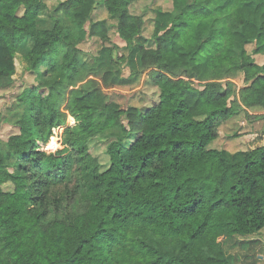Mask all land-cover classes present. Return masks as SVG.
I'll return each instance as SVG.
<instances>
[{
  "label": "trees",
  "instance_id": "obj_1",
  "mask_svg": "<svg viewBox=\"0 0 264 264\" xmlns=\"http://www.w3.org/2000/svg\"><path fill=\"white\" fill-rule=\"evenodd\" d=\"M49 1L0 0V89L15 84L17 57L33 77L0 113V130H17L0 139V264H264V146L217 147L258 120L264 133V64L252 59L264 0H179L150 37L130 9L144 0ZM93 38L89 61L80 45ZM104 54L157 101L115 102L92 78ZM64 126L63 149L46 151Z\"/></svg>",
  "mask_w": 264,
  "mask_h": 264
},
{
  "label": "rangeland",
  "instance_id": "obj_2",
  "mask_svg": "<svg viewBox=\"0 0 264 264\" xmlns=\"http://www.w3.org/2000/svg\"><path fill=\"white\" fill-rule=\"evenodd\" d=\"M64 0H53L46 2L49 8L54 7L59 2ZM101 1V0H100ZM179 0H144L143 4H136L131 6V11L135 14H144L146 26L144 30V36L150 37L152 33L151 20L156 15V22L158 26H163L170 19L171 15L175 14V11L180 8ZM172 4V5H171ZM21 14V10L19 11ZM105 14L102 6H97L95 12L92 16L94 20L103 17ZM114 33V30H111ZM115 33L113 35L112 40L118 42V39L115 37ZM101 43L98 39L93 38L90 40H86L80 45V48L85 53L86 59L90 61V59L97 57L98 51L101 49ZM153 46V43L151 44ZM245 49L250 53L253 50V44H246ZM260 57V56H259ZM257 59L258 56H252V59ZM255 61V60H254ZM257 61V60H256ZM16 74L15 84L10 88L0 89V113L6 115L8 109L14 106L16 103L17 96L30 85L33 84V77L23 71L22 64L20 62L19 57L16 58ZM264 64V63H263ZM262 64V65H263ZM132 70L128 68H124L123 70H118L113 67H110L108 64L107 56L104 54L102 57L96 62V64L92 68V78L98 80V82L102 85V89L105 93L109 94L111 98L117 102L120 106H135L138 108L146 107L158 99V93L155 88H153L150 84L146 82V78L143 77L140 82H133L130 84V80L132 78ZM230 80L236 85L237 88L242 86L241 77H233L231 76ZM108 86V89H106ZM236 121H231V124L235 128L238 127L237 124L244 122L245 118L242 115H236L234 117ZM237 123V124H236ZM230 124V125H231ZM67 126H73L74 120L71 117H67L66 119ZM231 125V126H232ZM64 127L55 128L51 131V137L49 138L48 143L51 139H54L56 143H58V148L55 150L48 149V143L46 146V151L54 152L58 150H62V139L64 135ZM17 132L16 128H13L9 125H3L0 130V139L6 140L7 137L13 133ZM247 135V134H243ZM219 148L222 147L224 142L220 143ZM214 144H211L209 148H214ZM247 148V146H245ZM105 145L98 141L94 140L90 144V152L93 156L97 157L100 162H106V157L104 154ZM227 154V153H226ZM14 172V171H13ZM11 186H5V190H10Z\"/></svg>",
  "mask_w": 264,
  "mask_h": 264
},
{
  "label": "crops",
  "instance_id": "obj_3",
  "mask_svg": "<svg viewBox=\"0 0 264 264\" xmlns=\"http://www.w3.org/2000/svg\"><path fill=\"white\" fill-rule=\"evenodd\" d=\"M254 56H258L257 59H254V62L257 65H262L264 63V53ZM262 129L263 122L258 120L252 125V130H250L249 134L243 135L239 138L225 140L221 149L230 157H238L248 153L258 146H264V133ZM245 146H247V148H245ZM258 258L262 260L263 256L259 255Z\"/></svg>",
  "mask_w": 264,
  "mask_h": 264
}]
</instances>
